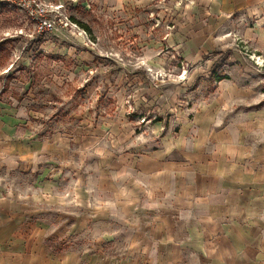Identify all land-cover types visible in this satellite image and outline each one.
Returning a JSON list of instances; mask_svg holds the SVG:
<instances>
[{"label": "rangeland", "instance_id": "1", "mask_svg": "<svg viewBox=\"0 0 264 264\" xmlns=\"http://www.w3.org/2000/svg\"><path fill=\"white\" fill-rule=\"evenodd\" d=\"M59 1L41 36L0 5V264H137L148 158L264 150V0Z\"/></svg>", "mask_w": 264, "mask_h": 264}, {"label": "crops", "instance_id": "2", "mask_svg": "<svg viewBox=\"0 0 264 264\" xmlns=\"http://www.w3.org/2000/svg\"><path fill=\"white\" fill-rule=\"evenodd\" d=\"M220 134L140 166L153 208L128 242L137 264H264V150Z\"/></svg>", "mask_w": 264, "mask_h": 264}, {"label": "built area", "instance_id": "3", "mask_svg": "<svg viewBox=\"0 0 264 264\" xmlns=\"http://www.w3.org/2000/svg\"><path fill=\"white\" fill-rule=\"evenodd\" d=\"M0 5L21 14L38 36L57 34L72 24L59 0H0Z\"/></svg>", "mask_w": 264, "mask_h": 264}, {"label": "trees", "instance_id": "4", "mask_svg": "<svg viewBox=\"0 0 264 264\" xmlns=\"http://www.w3.org/2000/svg\"><path fill=\"white\" fill-rule=\"evenodd\" d=\"M10 69H8L6 72H8Z\"/></svg>", "mask_w": 264, "mask_h": 264}]
</instances>
